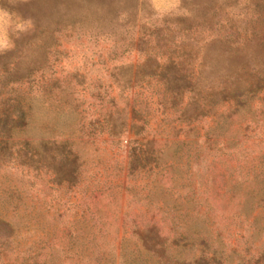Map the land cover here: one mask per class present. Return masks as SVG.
<instances>
[{"label": "rangeland", "instance_id": "374dc122", "mask_svg": "<svg viewBox=\"0 0 264 264\" xmlns=\"http://www.w3.org/2000/svg\"><path fill=\"white\" fill-rule=\"evenodd\" d=\"M233 1L264 4L137 0L133 19L93 16L72 26L63 14L78 0H0L8 13L0 17L8 45L0 51V117L13 105L24 120L11 137L0 134V220L9 224L0 226V264H156L131 233L133 216L143 214L171 226L188 242L186 254L195 248L224 264H251L264 250V95L236 112L220 106L215 117L183 122L156 78L121 89L113 77L146 53L165 58L164 36L201 42L224 34ZM186 5L209 7L213 19L177 30L171 18L199 12ZM254 15L247 11L240 25ZM137 36L150 42L135 46ZM41 59L2 88L4 68ZM122 122L135 127L121 131ZM146 141L148 160L130 169L132 150ZM57 145L77 157L74 180L73 162H48Z\"/></svg>", "mask_w": 264, "mask_h": 264}, {"label": "trees", "instance_id": "16d2710c", "mask_svg": "<svg viewBox=\"0 0 264 264\" xmlns=\"http://www.w3.org/2000/svg\"><path fill=\"white\" fill-rule=\"evenodd\" d=\"M78 1L75 7L63 14L69 15L66 21L72 26H83L84 21L93 16L100 21L106 17L127 13L133 19L138 5L137 0ZM229 7L237 11L232 13L235 20L229 22L227 32L201 42L181 37L173 40L170 36H164L161 40L166 41L165 47L169 51L167 56L162 59L157 58L155 54L146 53L137 64L120 67L117 76L113 74L116 85L121 89H129L140 86L147 79L156 78L170 95L172 104L179 110V117L183 122L215 117L220 106L227 107L229 112L248 107L253 98L264 95V4L254 2L240 6L233 1ZM186 8L199 12L195 18H171L169 22L173 23L177 30H190L195 21V25L205 24L211 21L215 14L211 13L207 6L194 8L186 5ZM249 10L255 15L248 20L247 26L240 25V18ZM136 40L135 46L150 42V39L140 36H137ZM194 59L197 60L196 63L193 62ZM42 64L43 59L33 61L23 68H20L18 63L4 68L5 82L2 88L28 77ZM8 107L10 112L0 117V134L7 138L11 137L13 129L24 125L23 112L21 113L17 106ZM121 126V131H124L134 129L135 124L122 122ZM149 143L151 141H146L144 145L132 150L130 169L134 170L138 163L148 160ZM54 148L57 154H50L51 160L48 162H73L69 173L73 175L74 180L77 157L73 155L71 160L64 146L57 145ZM31 156H35L34 153ZM0 226L9 227V224L0 220ZM131 233L136 236L145 252L155 259L156 264H224L214 252L205 254L199 250L195 253L194 248L192 254H186L184 249L188 242L181 244V238L175 235L174 229L171 226H163L162 219H157L153 214L133 216ZM193 245L194 243L190 244L191 247ZM19 264L46 263L32 260ZM251 264H264V250H259L252 257Z\"/></svg>", "mask_w": 264, "mask_h": 264}, {"label": "clouds", "instance_id": "9594fccd", "mask_svg": "<svg viewBox=\"0 0 264 264\" xmlns=\"http://www.w3.org/2000/svg\"><path fill=\"white\" fill-rule=\"evenodd\" d=\"M175 4L177 5V7L180 4V0H175ZM8 15V13L5 10L0 9V17ZM31 21H25L19 25H17L18 29L20 31H25L27 29V26H30ZM8 47V45L6 43H4L2 40H0V51L5 50Z\"/></svg>", "mask_w": 264, "mask_h": 264}]
</instances>
